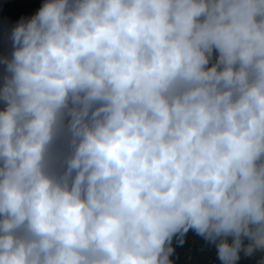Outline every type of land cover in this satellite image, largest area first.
<instances>
[{
	"label": "clouds",
	"instance_id": "1",
	"mask_svg": "<svg viewBox=\"0 0 264 264\" xmlns=\"http://www.w3.org/2000/svg\"><path fill=\"white\" fill-rule=\"evenodd\" d=\"M11 38L0 264L264 250V0H44Z\"/></svg>",
	"mask_w": 264,
	"mask_h": 264
},
{
	"label": "trees",
	"instance_id": "2",
	"mask_svg": "<svg viewBox=\"0 0 264 264\" xmlns=\"http://www.w3.org/2000/svg\"><path fill=\"white\" fill-rule=\"evenodd\" d=\"M44 3V0H0V6L1 7H9V6H38ZM31 17V16H30ZM29 17V18H30ZM3 21V19H0V22ZM20 20H17L15 22V25ZM1 24V23H0ZM14 25V26H15ZM12 28L10 26H0V86L4 83V77L6 76V65L3 62L5 57L10 58L12 51H13V43L11 38V32ZM3 102V101H2ZM61 140V139H60ZM62 140H65L62 138ZM68 145L65 144L60 146V153L67 149ZM189 236L186 234V236L182 238H178L173 241V247L175 249L174 254L172 256V259L174 261V264H176V261L181 254V252L184 250L186 245H188ZM261 262L264 263V256L260 259Z\"/></svg>",
	"mask_w": 264,
	"mask_h": 264
},
{
	"label": "rangeland",
	"instance_id": "3",
	"mask_svg": "<svg viewBox=\"0 0 264 264\" xmlns=\"http://www.w3.org/2000/svg\"><path fill=\"white\" fill-rule=\"evenodd\" d=\"M42 5V4H41ZM41 5L38 6H9V7H1L0 6V19L1 21L0 26H12L15 25L17 20H21L22 18L27 19L30 16L34 15L36 11L40 8ZM217 53L214 52V56ZM4 102L0 101V109H3ZM61 139V140H60ZM58 139L54 146H53V155L54 157L60 153V146L67 144L66 140H62V138ZM68 151L67 149L64 151L66 154ZM245 245L248 244V240L245 239ZM264 256V250H256L251 255H245L242 251L240 254V259L237 261V264H264L260 261L261 257Z\"/></svg>",
	"mask_w": 264,
	"mask_h": 264
},
{
	"label": "built area",
	"instance_id": "4",
	"mask_svg": "<svg viewBox=\"0 0 264 264\" xmlns=\"http://www.w3.org/2000/svg\"><path fill=\"white\" fill-rule=\"evenodd\" d=\"M188 245L179 255L176 264H222L214 245L206 243L200 236L189 231Z\"/></svg>",
	"mask_w": 264,
	"mask_h": 264
}]
</instances>
